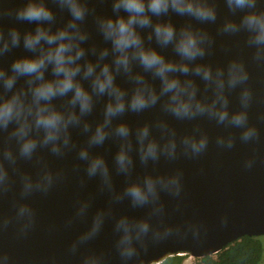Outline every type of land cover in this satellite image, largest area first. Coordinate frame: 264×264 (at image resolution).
Returning a JSON list of instances; mask_svg holds the SVG:
<instances>
[{
  "label": "clouds",
  "instance_id": "1",
  "mask_svg": "<svg viewBox=\"0 0 264 264\" xmlns=\"http://www.w3.org/2000/svg\"><path fill=\"white\" fill-rule=\"evenodd\" d=\"M221 3L227 10L222 18ZM102 4L110 11L100 10ZM5 19L14 23L5 26ZM24 24L31 27L19 26ZM208 24L242 37L248 60L264 67V0H21L15 8L0 7V58L12 56L0 64V184L19 160L39 162L43 151L57 157L74 151L87 176L98 179L113 200L148 210L147 216L124 215L114 223L120 264H138L142 250L179 232L163 219L162 194L180 195L181 174L145 171L134 177L137 159L147 168L174 159L178 147L198 155L207 137L186 135L178 145L166 121L133 127L122 117L159 105L179 121L206 116L236 127L247 122L246 111L230 113L228 105L233 92L244 108L250 102L248 63L204 62L213 42L203 27ZM17 49L23 54L13 56ZM98 104L101 116L90 118ZM74 132L84 135L82 144ZM253 133L246 129L243 136ZM109 139L117 145L111 166L93 151ZM113 169L125 179L119 192ZM58 178L42 164L35 177H25V189L47 191ZM104 215L97 213L82 239L99 231ZM82 264H104V258L88 255Z\"/></svg>",
  "mask_w": 264,
  "mask_h": 264
},
{
  "label": "water",
  "instance_id": "2",
  "mask_svg": "<svg viewBox=\"0 0 264 264\" xmlns=\"http://www.w3.org/2000/svg\"><path fill=\"white\" fill-rule=\"evenodd\" d=\"M20 3L21 0H0V7L15 8ZM99 7L110 11L107 4ZM219 10L222 18L227 11L222 3ZM2 23L8 26L14 21L5 19ZM203 27L213 38L204 62L216 66L239 58L248 63L250 102L244 108L238 92H233L229 94L228 105L230 113L246 111L247 122L236 127L206 116L179 121L164 113L159 105L122 117L133 127L166 121L174 129L178 145L186 135L207 137V146L198 155L186 154L178 147L174 159L161 158L155 164L150 162L147 168L137 159L134 177L145 171L181 174L180 195L162 194L163 219L179 232L160 245L142 250L138 264H159L166 257L180 254L201 258L217 253L243 236L264 235V67L248 60L242 37L220 34L216 24ZM21 54L23 50L17 49L13 56ZM166 54L171 55V50ZM11 58H0V64L6 66ZM100 116L98 104L90 118ZM246 129H254L247 139L243 136ZM153 131L159 135L155 127ZM73 137L81 144L85 139L77 132ZM116 147L109 139L93 151L103 154L111 166ZM39 156V162L19 160L9 166L8 181L0 184V264H82L84 257L92 254L103 256L104 264H120L114 248L115 220L124 215L147 216L148 210L133 208L127 200H113L112 193L102 189L98 179L87 176L74 151L61 157L43 151ZM42 164L53 174H59V178L47 191L35 188L27 191L25 177H35ZM124 183V177L113 169L115 191H121ZM85 203L88 207L81 212ZM100 211L105 215L99 231L89 239H82Z\"/></svg>",
  "mask_w": 264,
  "mask_h": 264
},
{
  "label": "trees",
  "instance_id": "3",
  "mask_svg": "<svg viewBox=\"0 0 264 264\" xmlns=\"http://www.w3.org/2000/svg\"><path fill=\"white\" fill-rule=\"evenodd\" d=\"M164 258L159 264H182L183 256ZM262 256V245L258 237L243 236L213 255L197 259V264H258Z\"/></svg>",
  "mask_w": 264,
  "mask_h": 264
},
{
  "label": "rangeland",
  "instance_id": "4",
  "mask_svg": "<svg viewBox=\"0 0 264 264\" xmlns=\"http://www.w3.org/2000/svg\"><path fill=\"white\" fill-rule=\"evenodd\" d=\"M262 245V256L258 264H264V235L258 237ZM182 255V254H180ZM182 264H197V259L189 255L183 256Z\"/></svg>",
  "mask_w": 264,
  "mask_h": 264
}]
</instances>
